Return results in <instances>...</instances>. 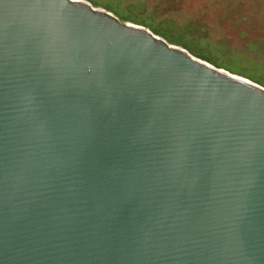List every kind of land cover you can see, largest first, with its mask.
<instances>
[{
  "label": "water",
  "instance_id": "1",
  "mask_svg": "<svg viewBox=\"0 0 264 264\" xmlns=\"http://www.w3.org/2000/svg\"><path fill=\"white\" fill-rule=\"evenodd\" d=\"M0 264H264V87L85 0H0Z\"/></svg>",
  "mask_w": 264,
  "mask_h": 264
},
{
  "label": "rangeland",
  "instance_id": "2",
  "mask_svg": "<svg viewBox=\"0 0 264 264\" xmlns=\"http://www.w3.org/2000/svg\"><path fill=\"white\" fill-rule=\"evenodd\" d=\"M85 1L168 42L152 29L164 32L190 46L199 59L264 84V0Z\"/></svg>",
  "mask_w": 264,
  "mask_h": 264
},
{
  "label": "trees",
  "instance_id": "3",
  "mask_svg": "<svg viewBox=\"0 0 264 264\" xmlns=\"http://www.w3.org/2000/svg\"><path fill=\"white\" fill-rule=\"evenodd\" d=\"M138 25H140V24H138ZM152 31H154V33L159 34V35H161V36H165V38L168 40V43H170V44H172V45H176V46L182 47L183 49H186V50L190 51V53H191L193 56H195V57H197V58L199 57V56H198V53L195 52L194 50H192V49L190 48V46H188L187 44H184V43H182V42H180V41L173 40V39L169 38L164 32L157 31V30H154V29H152ZM203 60L206 61V62H208V63H210V64H212V65H214V66L217 67V68H221V67H219L218 65H216L215 63H213L212 61H209V60H206V59H203ZM231 73H235V72L231 71ZM246 78L249 79V80H251L252 82H254V83H256V84H258V85L264 87V84H263L261 81H259V80H257V79H251V78H248V77H246Z\"/></svg>",
  "mask_w": 264,
  "mask_h": 264
}]
</instances>
